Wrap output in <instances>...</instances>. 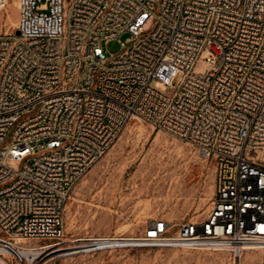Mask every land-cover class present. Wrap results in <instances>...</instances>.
Listing matches in <instances>:
<instances>
[{
    "label": "built area",
    "instance_id": "2783aa9c",
    "mask_svg": "<svg viewBox=\"0 0 264 264\" xmlns=\"http://www.w3.org/2000/svg\"><path fill=\"white\" fill-rule=\"evenodd\" d=\"M8 3L0 0V14ZM18 8L17 25L0 32L1 264L62 256L74 189L133 120L194 146L216 179L203 219L150 217L137 243L235 260L264 249V0H18ZM125 32L120 52L105 50ZM204 53L210 66L198 74Z\"/></svg>",
    "mask_w": 264,
    "mask_h": 264
},
{
    "label": "rangeland",
    "instance_id": "374dc122",
    "mask_svg": "<svg viewBox=\"0 0 264 264\" xmlns=\"http://www.w3.org/2000/svg\"><path fill=\"white\" fill-rule=\"evenodd\" d=\"M19 19L18 0H9L0 14V32L16 26ZM129 35L122 33L108 42L105 50L120 52L121 42ZM207 57V53L202 55L196 73L207 72ZM178 81L179 77L174 83ZM170 89L158 88L164 93ZM258 158L264 161V152ZM215 184L211 159L151 124L133 120L74 189L65 215V254L54 264H264L263 248L235 260L229 253L206 247L137 243L136 237L143 235L150 217L175 223L203 219L210 209ZM99 237L133 240L82 248L92 242L87 239Z\"/></svg>",
    "mask_w": 264,
    "mask_h": 264
},
{
    "label": "bare ground",
    "instance_id": "6f19581e",
    "mask_svg": "<svg viewBox=\"0 0 264 264\" xmlns=\"http://www.w3.org/2000/svg\"><path fill=\"white\" fill-rule=\"evenodd\" d=\"M92 242H90L87 246L82 247V248H91V247H97V246H102L106 243L109 244H116L119 242H126V241H132L133 238H120V237H111V238H105V237H99V238H92ZM132 243V242H131ZM65 249L60 251V254L62 255L64 253ZM65 254V253H64ZM67 254V252H66Z\"/></svg>",
    "mask_w": 264,
    "mask_h": 264
}]
</instances>
